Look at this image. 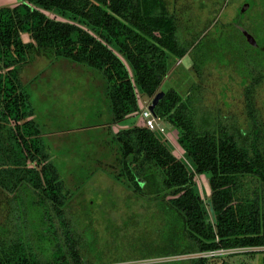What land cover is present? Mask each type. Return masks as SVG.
Segmentation results:
<instances>
[{"label":"trees","instance_id":"obj_1","mask_svg":"<svg viewBox=\"0 0 264 264\" xmlns=\"http://www.w3.org/2000/svg\"><path fill=\"white\" fill-rule=\"evenodd\" d=\"M21 2L0 8V264H88L86 256L96 263L106 257L100 240L82 231L67 210L71 197L35 120L23 73L38 59H65L99 71L107 83L112 125L139 114L140 96L152 102L175 62L191 55L199 78L192 95L171 90L155 109L158 119L179 131L186 161L173 154L164 135L147 127L114 136L123 186L147 205L146 226L158 238L140 237L131 250L142 261L264 248V120L255 97L264 78V0L247 25L222 31L208 47L201 34L186 35L164 0ZM257 4L249 3L242 16ZM243 31L256 39V48ZM208 61L242 75L246 128L205 105L200 77ZM197 174H210L211 206ZM117 205L106 191L101 215L109 217ZM92 213L91 205L81 209L84 218ZM254 253L264 264V251ZM212 261L155 264H216Z\"/></svg>","mask_w":264,"mask_h":264},{"label":"rangeland","instance_id":"obj_2","mask_svg":"<svg viewBox=\"0 0 264 264\" xmlns=\"http://www.w3.org/2000/svg\"><path fill=\"white\" fill-rule=\"evenodd\" d=\"M164 1L170 12L180 19L181 26L188 30L186 35L195 38L201 34L206 47L222 31L247 25L249 18L256 17L258 6L262 3V0ZM254 2L258 3L257 7L242 16L244 6L247 8L249 3L253 6ZM20 3L21 0H0V8H14ZM193 66L191 55L176 61L162 87L163 92L174 90L184 98L192 95V88L199 81ZM201 67L200 82L205 105L232 117L242 128H246L248 115L242 75L223 63L208 61ZM23 80L28 82L26 91L35 109L42 140L71 197L67 210L82 231L95 234L105 247L106 257L102 263L86 256L88 262L155 264L198 257L196 254L141 261L135 257L134 249L131 250L132 246H137L138 238L155 240L157 237L154 229L149 228L150 224L146 226L147 205L137 202L123 186V183L127 186V181L121 175V151L114 136L136 125L146 127L141 114L150 101L140 96L141 112L121 123L112 124L110 131L108 126L112 114L109 105L104 104L107 83L99 71L65 59H38L33 66L25 68ZM255 97L264 120V78ZM156 127L155 132H160L169 141L173 154L186 161L178 140L179 131L161 119H156ZM117 177L122 181L118 182ZM195 179L205 200L210 198V174H197ZM106 191L118 200L117 208L111 211L109 217L102 216L99 208ZM144 199L148 201V198ZM88 205L92 206L93 213L84 218L81 209ZM262 251L264 248L230 250L227 255L212 262L219 264L226 259L234 264H262V257L254 253Z\"/></svg>","mask_w":264,"mask_h":264},{"label":"built area","instance_id":"obj_3","mask_svg":"<svg viewBox=\"0 0 264 264\" xmlns=\"http://www.w3.org/2000/svg\"><path fill=\"white\" fill-rule=\"evenodd\" d=\"M152 102L148 103L146 105L145 110L142 112L141 117L145 120L146 122V127L151 130V131H156V119H158L156 116L152 114V112L149 110V107ZM237 250H246V249H237ZM230 250H219V251H214V252H207L203 254H197L196 256L198 257H204L208 258L211 260H216L217 258H221L229 253ZM235 251V250H233ZM201 255V256H200ZM197 257V258H198ZM196 258V257H194Z\"/></svg>","mask_w":264,"mask_h":264},{"label":"water","instance_id":"obj_4","mask_svg":"<svg viewBox=\"0 0 264 264\" xmlns=\"http://www.w3.org/2000/svg\"><path fill=\"white\" fill-rule=\"evenodd\" d=\"M245 9H246V6H244V8L242 9V12H244ZM243 33H244V36L246 37L248 43L251 46H253L254 48H256L257 47L256 39L249 32H247V31H243ZM164 96H165V93L164 92H160L152 100V103H151V105L149 107V110L152 112V114L154 116H156L155 109L158 106V104L160 103V101L164 98ZM208 204L210 206L212 205L211 200H208ZM210 211H211V214H212L213 219L215 220V213H214V209L212 207H210Z\"/></svg>","mask_w":264,"mask_h":264},{"label":"crops","instance_id":"obj_5","mask_svg":"<svg viewBox=\"0 0 264 264\" xmlns=\"http://www.w3.org/2000/svg\"><path fill=\"white\" fill-rule=\"evenodd\" d=\"M104 104H108L109 105V101H108V99L106 98V95H105V100H104ZM107 105V106H108ZM109 107H110V105H109ZM112 119H113V117H111V120H110V122L112 123ZM111 123H110V126H108V128L110 129V131H111V129H112V127H111Z\"/></svg>","mask_w":264,"mask_h":264}]
</instances>
